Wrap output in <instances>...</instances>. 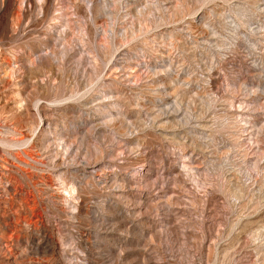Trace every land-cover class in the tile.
<instances>
[{"label": "rangeland", "instance_id": "obj_1", "mask_svg": "<svg viewBox=\"0 0 264 264\" xmlns=\"http://www.w3.org/2000/svg\"><path fill=\"white\" fill-rule=\"evenodd\" d=\"M0 264H264V0H0Z\"/></svg>", "mask_w": 264, "mask_h": 264}]
</instances>
